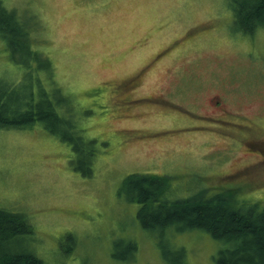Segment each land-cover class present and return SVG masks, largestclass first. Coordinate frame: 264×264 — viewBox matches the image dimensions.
Returning a JSON list of instances; mask_svg holds the SVG:
<instances>
[{
    "label": "rangeland",
    "instance_id": "rangeland-1",
    "mask_svg": "<svg viewBox=\"0 0 264 264\" xmlns=\"http://www.w3.org/2000/svg\"><path fill=\"white\" fill-rule=\"evenodd\" d=\"M1 1L33 17L30 44L52 69L31 71L33 101L59 99L55 111L83 130L76 152L39 122L0 130V209L31 227L14 249L44 264H216L218 241L142 229L118 189L155 175L168 202L223 192L264 208V30L241 33L228 0ZM26 73L0 38V81ZM82 149L94 151L89 177Z\"/></svg>",
    "mask_w": 264,
    "mask_h": 264
},
{
    "label": "trees",
    "instance_id": "trees-1",
    "mask_svg": "<svg viewBox=\"0 0 264 264\" xmlns=\"http://www.w3.org/2000/svg\"><path fill=\"white\" fill-rule=\"evenodd\" d=\"M228 2L241 24L236 26L241 33L250 36L258 28L264 30V0ZM32 18L16 10H8L0 0V38L5 43L9 60L28 72L25 77L28 81L24 83L5 84L0 81V130L29 128L39 122L51 135L71 143L76 152V142L81 139L83 130L76 129L71 120L68 122L71 113H67L66 118L59 115L54 104L60 100L49 99L43 93L40 94L42 99H32V89L39 79L36 75L31 76V71L52 72L48 59L34 49V44H30V32L36 25ZM14 88L16 94H13ZM91 151L94 152L90 149L78 151L85 165V172H80L88 177L92 174ZM167 181L166 177L137 173L122 180L118 196L139 205L136 218L142 229L163 231L176 226L177 231L200 230L221 244L216 264H264V208L257 204L231 202L224 193L207 197L189 195L168 202L170 199L165 198L170 193ZM30 229L23 216L0 209V264H44L29 252L14 249L17 237L26 236ZM66 237L68 241L72 240L70 235ZM119 246L120 242H117L114 250L117 251ZM127 248L131 257L136 245L129 242ZM114 257L118 254L115 253Z\"/></svg>",
    "mask_w": 264,
    "mask_h": 264
},
{
    "label": "flooded vegetation",
    "instance_id": "flooded-vegetation-1",
    "mask_svg": "<svg viewBox=\"0 0 264 264\" xmlns=\"http://www.w3.org/2000/svg\"><path fill=\"white\" fill-rule=\"evenodd\" d=\"M211 103H212V105H214L215 108L220 109V104H221L220 101L217 100L215 104H213V102L211 101ZM223 114H224V116L218 117V118H221V119H222L221 121H225V118H226L227 116H230V117L234 116V115L231 114L230 112H226V111H223ZM216 115H218V114H216ZM238 117H239V116H237V118H238ZM227 123H228V122H227Z\"/></svg>",
    "mask_w": 264,
    "mask_h": 264
}]
</instances>
